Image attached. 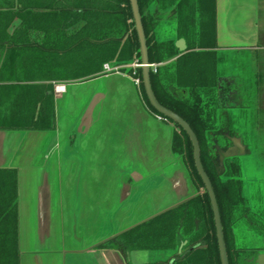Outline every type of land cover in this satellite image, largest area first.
<instances>
[{
  "label": "crops",
  "instance_id": "1",
  "mask_svg": "<svg viewBox=\"0 0 264 264\" xmlns=\"http://www.w3.org/2000/svg\"><path fill=\"white\" fill-rule=\"evenodd\" d=\"M14 3L0 0V19L16 10L10 8ZM165 4L152 29L154 42L167 55L173 50L178 55L152 63L151 71L160 68L158 93L164 88L187 97L174 79L180 77L184 85L201 78L182 67L177 72L173 64L195 47L196 26L178 28L177 16ZM19 22L14 17L6 33L11 36ZM9 50L0 41V169L17 171L19 264H120L116 253L99 247L108 233L122 232L167 208L171 200L162 202L166 184L173 197L186 192L184 167L171 151L172 124L146 109L133 76L107 72L104 64L89 79L50 82L53 131L18 129L14 125L26 120L25 83L2 71L13 62L5 58ZM203 51L210 53V70L215 60L214 131L220 133L215 148L234 145L250 154L244 143L249 136L264 164V0H215V47ZM34 177L41 182L30 186ZM246 184L243 194L253 212L251 199L264 192V182L251 185L252 196ZM245 218L254 234L252 218Z\"/></svg>",
  "mask_w": 264,
  "mask_h": 264
},
{
  "label": "trees",
  "instance_id": "2",
  "mask_svg": "<svg viewBox=\"0 0 264 264\" xmlns=\"http://www.w3.org/2000/svg\"><path fill=\"white\" fill-rule=\"evenodd\" d=\"M148 48V60L152 64L166 61L178 55L176 50L166 54L154 42L152 29L156 27L164 1L177 16L178 28L196 26L195 47L179 56L174 62L177 72L181 67L199 82L180 84L187 97L172 94L160 84V68L150 71L151 87L157 101L180 116L194 132L199 148L200 161L212 185L219 209L224 242L229 264H236L233 234L239 213L247 211L241 180V166L236 157L225 158L224 171L217 167L211 153L212 136L217 120L218 102L215 60L211 70L210 50L215 47V0H137ZM17 6V8H16ZM161 7L162 9H159ZM9 16L0 19V41L10 46L5 58L13 60L8 68L11 78L24 82L26 96V120L14 126L21 130L53 131L55 128L53 86L50 82H74L89 79L111 67L128 66L134 60L140 62L139 44L134 29L129 0H16ZM146 9L147 15L144 13ZM189 15H196L192 19ZM20 22L10 36L6 33L12 20ZM189 34V33H187ZM180 34L189 38L188 35ZM193 35L192 33H190ZM197 48L199 51H192ZM19 60V62H15ZM139 64V63H138ZM170 68V67H169ZM132 75L131 69H120ZM135 79L146 109L161 116L149 104L142 85L141 69L137 67ZM41 82V83H40ZM47 82V83H46ZM49 83V84H48ZM173 126L171 151L184 164L196 189L194 196L181 205L166 211L122 234L120 248L131 251L170 252L176 249V237L181 231L190 238L192 251L176 256L174 264H220L213 215L204 185L197 174L192 146L186 133ZM18 201L17 171L0 169V264H19L18 250ZM100 248L103 247L101 244Z\"/></svg>",
  "mask_w": 264,
  "mask_h": 264
},
{
  "label": "water",
  "instance_id": "3",
  "mask_svg": "<svg viewBox=\"0 0 264 264\" xmlns=\"http://www.w3.org/2000/svg\"><path fill=\"white\" fill-rule=\"evenodd\" d=\"M129 5H130V10L132 14V20L134 24V29L137 35L138 39V44H139V54H140V63H139V68L141 69V79H142V85L144 89L145 96L150 104V106L161 116H163L164 119L170 120L177 126H179L188 136L189 141L192 146V155H193V160H194V166L197 171V174L199 175L203 185H204V190L207 193L209 203L211 206L212 210V215H213V221H214V227H215V234H216V240H217V247H218V254H219V260L220 264H229L228 263V257H227V252H226V246L224 242V235H223V230H222V225H221V220H220V214H219V209L218 205L216 202V197L212 188V185L210 183V180L208 176L206 175L201 161H200V148L198 144V140L190 128V126L187 124L186 121H184L180 116L175 114L173 111L165 108L162 106L156 99L154 92L151 87V82H150V71H151V64L149 63L148 60V48L146 45V38L143 30V25H142V20H141V14L138 6V1L137 0H129ZM177 47L179 51H183L185 49L184 47V42L183 40H179L177 43ZM218 150V165L221 168L223 166V161L225 158H230L232 156H236L238 152L234 151L238 148H236L234 145L230 146L229 148H216ZM242 149V148H241ZM239 155V154H238ZM184 173V172H183ZM184 178L186 181V192L178 197V195H175L171 200V203L167 208H165L163 211H160L156 213L155 215H158L162 212L171 210L178 205H180L183 201L188 200L194 195V190L191 187L190 184V179L188 173H184ZM113 231L111 230L107 237H110L109 235L112 234ZM105 237V239L107 238ZM104 239V240H105ZM264 258V254L263 257Z\"/></svg>",
  "mask_w": 264,
  "mask_h": 264
},
{
  "label": "rangeland",
  "instance_id": "4",
  "mask_svg": "<svg viewBox=\"0 0 264 264\" xmlns=\"http://www.w3.org/2000/svg\"><path fill=\"white\" fill-rule=\"evenodd\" d=\"M144 13L145 15H147L146 13V9L144 8ZM137 60H134L131 64H129L128 66H122V67H109L112 71L111 72H119L120 69H131L132 70V75L133 76L135 74V69L137 68V65H139ZM114 69V70H113ZM125 73V71H124ZM262 135H264V133H260ZM214 136V135H213ZM212 136V137H213ZM253 136V135H252ZM251 136V139H252ZM247 140H244L245 144H248L249 146V150H251L250 154H246L243 153L242 150L244 151V149L238 148L236 150H234L235 152L237 151L238 154L236 156V159L239 160V164L241 166V179L245 184L248 182L249 183V189L248 192L251 194H253V191L250 189L251 185L252 188L256 187V182L259 181H263L264 182V164H261V161H259V156H261L262 154L260 153V151L254 150V148L251 146V141H250V137H245ZM263 140V139H262ZM217 140H214V143H216ZM223 144V143H222ZM215 147V146H214ZM211 153L213 154L216 162L218 161L217 155H218V150L216 148H212L210 147ZM246 150V149H245ZM261 154V155H260ZM258 156V157H257ZM256 160L259 161L260 165H257ZM181 161V160H180ZM182 163V161H181ZM183 165V170L184 173H187V170ZM217 167L221 170V173L224 171V165L220 168L218 163H217ZM260 167V168H259ZM261 170V171H260ZM263 170V171H262ZM41 171L37 172V176L38 174H40ZM261 172L262 176L261 178H259L257 175ZM35 176V175H34ZM34 180H30L28 183L30 184V186H33V184H40V180L39 179H35V177L33 178ZM190 179V178H189ZM191 184L192 189L198 192V193H202V189H196L195 186H193L192 181H189ZM255 182V183H254ZM247 185V184H246ZM254 190V189H253ZM164 196H163V203H167V201L169 200H173V193L171 191V189H169V184H166L164 190H163ZM254 205V213L256 215L259 216V218L264 222V192H260L259 193H254L253 198L251 199ZM151 214V213H148ZM147 216V215H146ZM254 220V219H253ZM254 224V223H253ZM249 229V223L247 221V219H245L244 217L241 219H238L237 222L235 223V238L237 241V244L240 245L242 248L246 247H252L254 246V244L256 243H260L264 241V234L262 233V231H260L259 229H254V227L252 228V232H254V234H250L248 232ZM245 248V249H246ZM159 252H148V251H134L131 253H128V259L130 261L131 264H149L151 261H153V259H156L158 257H160Z\"/></svg>",
  "mask_w": 264,
  "mask_h": 264
},
{
  "label": "flooded vegetation",
  "instance_id": "5",
  "mask_svg": "<svg viewBox=\"0 0 264 264\" xmlns=\"http://www.w3.org/2000/svg\"><path fill=\"white\" fill-rule=\"evenodd\" d=\"M211 145H212V148L214 149L215 148L214 147L215 146L214 136L212 137ZM191 198H189V199H191ZM162 213H164V212H162ZM162 213H160V214H162ZM155 216H157V215H152V216L148 217L147 219L135 224L134 226H131L130 228H128L126 230H123L122 232H119V233L114 234L110 237H107L103 241V243H102L103 247H101V249L116 253V257L118 259L117 263L131 264L127 255H128V253H131L134 251L121 249L120 248V242H119L118 238L122 234H124L125 232H127V231L131 230L132 228H135L136 226L154 218ZM246 216L251 217L252 220L254 219L253 220L254 229H259L264 234V222L254 212H250L249 210H247V211L244 210L243 213H239V215L237 216V220L241 219L243 217L245 218ZM237 220H236V222H237ZM190 238H191V236L185 237L182 234V232L180 231L179 235H177V237H176L177 246H176V249L173 251V253L159 252L160 257L153 259V261H151L149 264H174V259L176 256L183 255V254L187 253L188 251H192L194 248H196V246L191 245ZM233 239H234V250H235V254H236V264H264V258H262L263 254H264V241L260 242V243L258 242L256 244H254V246L249 247V248H246V247L242 248L240 245L237 244V241L235 238V232L233 234Z\"/></svg>",
  "mask_w": 264,
  "mask_h": 264
},
{
  "label": "built area",
  "instance_id": "6",
  "mask_svg": "<svg viewBox=\"0 0 264 264\" xmlns=\"http://www.w3.org/2000/svg\"><path fill=\"white\" fill-rule=\"evenodd\" d=\"M139 65H137L138 67ZM104 70L107 71V72H111L112 70L109 68L108 65H104ZM114 70V69H113ZM135 84L138 85L139 84V80L138 79H135ZM157 119L161 120V121H164V122H167L166 119H164L163 117H160V116H156Z\"/></svg>",
  "mask_w": 264,
  "mask_h": 264
}]
</instances>
